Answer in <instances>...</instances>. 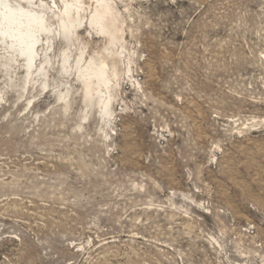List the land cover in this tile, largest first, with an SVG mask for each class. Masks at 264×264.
<instances>
[{"label": "rangeland", "instance_id": "rangeland-1", "mask_svg": "<svg viewBox=\"0 0 264 264\" xmlns=\"http://www.w3.org/2000/svg\"><path fill=\"white\" fill-rule=\"evenodd\" d=\"M107 1L0 39V264H264V0Z\"/></svg>", "mask_w": 264, "mask_h": 264}, {"label": "bare ground", "instance_id": "bare-ground-1", "mask_svg": "<svg viewBox=\"0 0 264 264\" xmlns=\"http://www.w3.org/2000/svg\"><path fill=\"white\" fill-rule=\"evenodd\" d=\"M96 7L90 15L89 25L101 33H107L114 39L115 10L107 0H96ZM85 0H0V39L2 46L13 55L26 62L27 71L33 72L39 56V47L45 40H51L53 22L58 16L59 33L67 38L84 23ZM115 27V26H114ZM87 96L91 94L94 80L97 85H108L106 65L94 67L92 62L87 66ZM38 71V69L36 70ZM110 102L104 104L108 114Z\"/></svg>", "mask_w": 264, "mask_h": 264}]
</instances>
